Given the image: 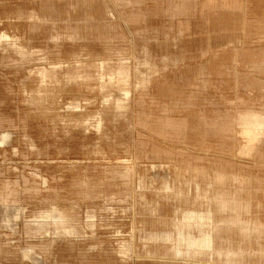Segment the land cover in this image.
I'll return each mask as SVG.
<instances>
[{
  "label": "rangeland",
  "instance_id": "1",
  "mask_svg": "<svg viewBox=\"0 0 264 264\" xmlns=\"http://www.w3.org/2000/svg\"><path fill=\"white\" fill-rule=\"evenodd\" d=\"M0 264H264V0H0Z\"/></svg>",
  "mask_w": 264,
  "mask_h": 264
},
{
  "label": "crops",
  "instance_id": "2",
  "mask_svg": "<svg viewBox=\"0 0 264 264\" xmlns=\"http://www.w3.org/2000/svg\"><path fill=\"white\" fill-rule=\"evenodd\" d=\"M201 242H202V244H204V245H208V243H207V238H203L202 240H201ZM190 243L192 244H196L194 241H190Z\"/></svg>",
  "mask_w": 264,
  "mask_h": 264
}]
</instances>
